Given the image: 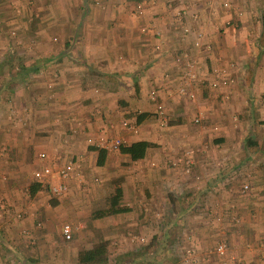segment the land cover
Listing matches in <instances>:
<instances>
[{
	"label": "crops",
	"instance_id": "crops-1",
	"mask_svg": "<svg viewBox=\"0 0 264 264\" xmlns=\"http://www.w3.org/2000/svg\"><path fill=\"white\" fill-rule=\"evenodd\" d=\"M223 1L0 0V264H88L78 252L100 239L107 264H145L130 235L149 237L164 214L161 234L191 227L194 259L225 240L233 264H264V0ZM215 69L232 80L212 85ZM139 112L137 132L123 126ZM115 136L155 145L134 160L106 149L97 164L94 142ZM73 158L61 194L57 174L33 176ZM117 176L129 209L91 218Z\"/></svg>",
	"mask_w": 264,
	"mask_h": 264
},
{
	"label": "built area",
	"instance_id": "built-area-1",
	"mask_svg": "<svg viewBox=\"0 0 264 264\" xmlns=\"http://www.w3.org/2000/svg\"><path fill=\"white\" fill-rule=\"evenodd\" d=\"M224 5H230L229 0L224 1ZM141 3L136 5V8L141 9ZM195 44L197 46H201L202 42L200 40H196ZM207 47L209 45L207 44ZM180 60V59H179ZM180 62V61H179ZM233 64V62L231 63ZM188 68L187 71L183 72L179 77V82L175 86V91L179 94L187 92V86L189 85V80L194 76L189 68L193 67L192 62H187ZM231 77L225 75L222 69H215L212 72V80L211 84L214 86L217 85H226L231 81ZM191 96L194 94L189 92ZM150 97L156 102V114L160 120L161 124H165L167 122V113L165 111L164 102L162 99H159L154 91L150 92ZM198 117L195 118L198 121ZM123 126L128 130L137 132L138 126L136 121L124 120ZM88 141H92V138L88 137ZM98 147H103L106 149L119 148L120 144L124 143V139L121 136H115L112 138H103L101 137L99 140L95 141ZM47 154L45 152H41L39 154L40 158H44ZM79 165V158L69 159L61 165H49L45 164L33 170V176L40 183H44L52 178L53 174H57L59 177V182L52 186V190L55 193H63L67 190L68 185L65 181L68 176H70L71 172ZM247 187V184L244 185V188ZM72 224L70 222H65L62 225V232L65 238L71 237ZM139 239L141 241L144 240V237L140 236ZM214 252L220 259V264H233L232 252L230 250L229 244L227 241L222 240L215 244Z\"/></svg>",
	"mask_w": 264,
	"mask_h": 264
},
{
	"label": "trees",
	"instance_id": "trees-1",
	"mask_svg": "<svg viewBox=\"0 0 264 264\" xmlns=\"http://www.w3.org/2000/svg\"><path fill=\"white\" fill-rule=\"evenodd\" d=\"M261 22L264 26V11L261 14ZM148 112H139L136 114V122H140ZM155 145L154 142L145 139H139L127 144H120L119 149L121 152L128 153L131 159H138L144 156L148 147ZM93 149H98L97 164H103L105 161L106 148L92 146ZM123 177L117 176L113 178V191L109 193L106 198V205L104 207L95 209L91 213V218L100 217L106 214H112L117 212L126 211L128 206L122 204V200L125 197V188L123 185ZM40 183L36 182L31 186L30 192L33 193ZM170 233L163 232L159 238L158 244L161 246L168 245L169 242H173V238H170ZM78 260L80 263L88 264H107V241L100 239L90 248H84L78 252Z\"/></svg>",
	"mask_w": 264,
	"mask_h": 264
},
{
	"label": "rangeland",
	"instance_id": "rangeland-1",
	"mask_svg": "<svg viewBox=\"0 0 264 264\" xmlns=\"http://www.w3.org/2000/svg\"><path fill=\"white\" fill-rule=\"evenodd\" d=\"M225 1V0H224ZM223 1V3H224ZM229 2L231 3V1L229 0ZM233 4V3H232ZM15 43L18 45L22 43V41H19L18 39L15 41ZM130 119V118H129ZM129 119H122V121L124 120H129ZM163 216V217H162ZM160 216L161 218H158V216H153L150 218L149 224L148 226L150 227L151 231L148 233L149 237H145L144 235V240L143 241H139V237H140V232L137 231L136 234H132L130 235V237L132 236L133 238V242L136 244L138 241L139 245H142L144 248V256H146V260L144 263L145 264H220L219 263V259L217 258V255L214 252V247H215V242L212 243L211 246H209L208 248H206L205 250H201V252H195L198 253V257L194 259L193 255H188L190 252L193 253V249H187L188 245H189V238H187L188 236H191L193 232L191 227H187L186 228V234L184 231V227L182 228V232L176 231L175 229H173L172 227H174L176 224H172L170 226L171 229V234L173 232L176 231V238H178L175 242V244L177 243V241L182 240L181 242L177 243V247L174 246V244L171 242L168 243V245H166V247L164 248H159L158 246V240L161 236V220L168 222V220L170 219V217L168 215H162ZM172 222V220H171ZM186 223V221H185ZM184 223V224H185ZM180 225L181 222L179 223ZM184 226V225H183ZM183 236V237H182ZM170 238H173L172 236H170ZM117 241L119 242H124L126 241L124 238H116ZM174 239V238H173ZM130 240V238H129ZM131 241V240H130ZM191 244V243H190ZM194 246V245H192ZM137 248V246H136ZM139 248L141 249L140 246H138V250ZM193 248V247H191ZM135 250V249H134ZM136 251V250H135ZM138 253H140L138 251ZM135 254V253H134ZM133 255L132 253H130V255H125L126 257L131 258ZM134 256V255H133Z\"/></svg>",
	"mask_w": 264,
	"mask_h": 264
}]
</instances>
